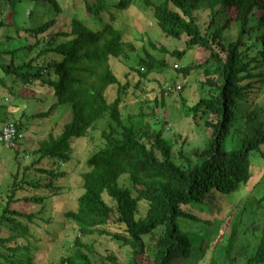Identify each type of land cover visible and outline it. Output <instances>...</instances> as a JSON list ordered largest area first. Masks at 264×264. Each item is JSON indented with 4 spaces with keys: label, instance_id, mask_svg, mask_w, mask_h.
<instances>
[{
    "label": "trees",
    "instance_id": "obj_1",
    "mask_svg": "<svg viewBox=\"0 0 264 264\" xmlns=\"http://www.w3.org/2000/svg\"><path fill=\"white\" fill-rule=\"evenodd\" d=\"M0 1H6L10 8L9 20H0V26L7 25L9 29L1 35L6 41L22 43L10 47L6 46L7 42H0V87L10 81L11 93H16L14 89L18 85L26 89L22 93L24 101L49 103L48 109L38 116H47L57 105H68L70 110V118L62 124L60 132H50L38 141L31 163L24 167L23 177L10 188L4 213L29 219L36 216L33 212L14 209L10 204L20 199L44 202L47 195L40 196L36 192L53 187L54 180L65 174L61 165L70 163L72 139L85 136L105 120L101 130L103 143L87 157V170L81 173L82 192L77 198V208L65 211L64 217L76 224L79 234H106L132 248L133 255L127 262L106 256L111 264H140L135 255L144 250L143 237L146 235L149 236L146 245L152 246V260L148 264H174L179 258L188 260L197 248L203 249L197 264L208 261L218 264L214 252L209 253L223 241L209 245L215 240L212 234L217 228L213 226L214 218L208 219L205 215L218 212L220 207L215 206L216 200L249 181L252 166L257 167L260 162L264 166V105L251 101V106H241L250 101L254 89L258 96L264 90V0H159L157 3L143 0L145 6H152L154 22L164 35L174 39L187 37L186 46L172 50L170 55L179 60L189 47L196 46L208 51L201 62L177 69L189 75L201 68L205 75L202 84L210 89L209 94L199 97L193 104L183 101L187 116L195 124L202 123L209 133L203 148L194 150L198 157L195 162L180 146L184 139H180L178 151L182 161L175 159V142L164 136L163 126L167 120H163L159 128L146 121L143 130L125 122L121 105L129 80L124 82L109 63L111 57H126V47L134 49L132 43L124 40L121 29L105 23L94 30L71 16L67 28L51 33L57 15L65 11L59 0H42L51 5L55 16L41 25L27 28L25 22L29 21L33 6L40 0ZM134 1L119 0L115 7L128 8ZM85 6L100 19V12L108 8L107 2L102 0H96L95 4L85 0ZM205 9L210 19L203 31L193 12ZM258 12L262 13L258 15ZM232 23L239 28L238 35L224 44L222 32ZM22 33H30L35 41L27 43L25 38L17 39ZM32 49H38L35 56L15 64L18 51ZM160 50L169 52L164 47ZM6 56H9L8 61H5ZM138 64L143 69L133 68L138 73L137 87L149 74L163 70L168 63L166 57L156 58L146 52L144 57L138 58ZM180 83L171 85L175 87ZM167 87L162 88V95L158 97L163 106L165 97L171 92ZM21 113L16 120H8L15 124L18 132L15 145L9 147L16 155L21 148L26 149L21 140L24 111ZM44 160L52 161L54 167L42 166ZM28 171L35 177L31 182L26 179ZM123 175L127 176L130 186L120 184ZM23 182L30 183L34 193L16 197L18 189L25 188ZM104 194L111 201H107ZM140 202L147 203L143 216H138ZM4 213L3 219L21 228L19 222ZM239 221L233 223L223 245L229 264H233L231 253ZM107 225H115L122 231H109L105 228ZM209 225L214 228L210 230ZM1 229L0 226V247L8 253L0 251V264L6 261L32 264V255L25 254L26 259L16 256L24 253L18 243H24L26 248L31 246L27 228L22 227V235L3 233ZM260 229L259 242L251 252L247 246L240 248L239 253L246 258L245 264H264V222ZM74 244L84 245L80 238H75ZM62 262L97 264L81 249L73 251Z\"/></svg>",
    "mask_w": 264,
    "mask_h": 264
},
{
    "label": "rangeland",
    "instance_id": "obj_2",
    "mask_svg": "<svg viewBox=\"0 0 264 264\" xmlns=\"http://www.w3.org/2000/svg\"><path fill=\"white\" fill-rule=\"evenodd\" d=\"M86 1L90 4L96 3V0ZM102 1L107 2L108 8L100 12V19L90 11H87L85 0H59L61 7L65 11L57 15V22L51 29V33L52 31L67 28L65 26L71 16H76L81 19L87 27L94 30L105 23H111L121 29L124 40L132 43L134 49L131 50L126 47V57H111L109 63L115 74L121 76L124 82L129 80V85L123 94L121 105L125 122L132 123L137 129L143 130L146 121H150L153 127L159 128L162 121L167 120L163 126L164 136L171 138L175 142L173 146L175 159L178 162L182 161L178 155L181 146L187 156L194 162L197 161L198 157L195 155L194 150L203 148V144L209 133H207L202 123L195 124L187 116L184 111L183 101L185 100L187 104H193L199 97L209 94L208 91L210 89L208 86L202 84L205 75L201 68L193 70L189 75H184L178 72L179 70L177 71V69L190 63L194 65L196 62H201L208 55V51L197 46L189 47L186 54L177 60L170 55V52L177 48H184L187 37L185 38L183 35L180 39H174L164 35L154 22L152 6H145L143 0H135L128 8L119 9L115 7V3L119 0ZM152 1L157 3L159 0ZM5 2L0 1V20H6L7 22L9 20L10 8ZM261 13L258 12V15ZM193 14L197 17V21L204 31L210 19L208 10H197ZM53 16L55 15L51 5L40 0L33 6L32 14L30 15L29 21L25 22V26L29 28L41 25ZM8 29L7 25L0 26V42H7L6 46L10 47H16L18 44L22 45L21 41H19L20 43L6 41L5 37L1 35V32L4 30L8 31ZM238 29L235 23L230 24L222 32V42L227 44L228 41L234 40L238 35ZM14 33L12 31V34ZM22 34L17 39L25 38L27 43L33 42L35 39L30 33ZM43 35H47V32ZM213 45L217 48L215 44ZM160 47L167 48L169 52L161 51ZM37 52L38 49L18 51L15 57V64H20L24 60L28 61ZM146 52H149L156 58L166 57L168 64L163 70L149 74L147 79H143L137 87L135 83L138 79V73L133 68L143 69L138 64V58L144 57ZM8 59L9 56H6L5 61H8ZM173 82H181L180 85L183 84L184 86L178 90L174 89L171 91L165 97L163 106L162 100L158 97L162 95V88L172 86L171 84ZM10 85L11 82L8 81L4 87H0V129L5 125L6 121L16 120L22 114L21 112L24 111V115L21 118L24 121L23 138L21 140L23 143L22 146L26 149L21 148L20 153L16 155L14 149L0 142V226L2 228L1 232L18 235L23 234L24 230L22 227L25 226L28 231L26 233L28 241L29 243L31 242L29 250V247L26 248L24 243H18L24 253L15 252L17 254L21 253L16 256L26 259L25 254L32 255V264H63V258L69 256L76 249H81L88 255L92 262L97 264H111L106 258L109 255L115 256L122 262H127L133 255L132 248L129 245L119 244L111 236L106 234H79L76 224L63 215L65 211L75 210L77 208V198L82 192L81 173L85 169L87 170L85 163L87 157L103 143L101 130L105 125V120H101L100 126L91 129L85 136L72 139V157L70 163L61 165L65 174L58 177L56 181L54 180L53 187L48 189L44 188L36 192L40 196L47 195L44 202L34 203L20 199L10 204V207L14 209L22 212H33L36 216L29 219L27 216L14 215L13 217L9 213H4L10 188L14 182L23 177L22 172L24 171V167L31 163L33 152L38 146V141L46 138L50 132L54 134L60 132L62 124L70 118L68 105H57L47 116H38V113L48 109L49 103H30L24 101L22 93L26 89L24 87H18V85L14 89L16 93L13 94L9 90ZM17 95L19 96L17 97ZM249 97L250 101L243 102L241 105L242 108L251 106L252 102H259L264 105V90L258 96L257 89H254ZM240 127L241 124L238 125V128ZM180 139H184L181 145ZM44 161L45 165L43 164L42 166L46 167V164H48L49 167H54L52 161ZM261 165L263 163L261 164L260 162L258 166L256 165L257 167H251L252 175L245 185H242L235 192L226 194V197L221 196L216 200L217 203L215 206L220 207L218 212L205 215L208 219L214 218L213 226L216 225L217 228L212 234V238L215 240L211 243L209 242V245L214 246L217 242L223 241L209 253L213 254L214 252L213 255L216 256L218 264H229L228 259L225 258L223 245H225L226 237L231 232L233 223L237 220L239 221V216H241V220L238 222L239 227L236 230L231 253L233 264H245L246 258L239 253L242 245L247 246L250 250L249 252H251L253 247L259 242L261 236L260 228L264 222V192L262 193L264 189V168L262 167L264 166ZM27 173L26 179L28 182L35 179L32 172L28 171ZM119 182L121 185L130 186L126 175L121 176ZM28 184L23 182L25 188L22 190L18 189L16 197L34 193V190ZM104 197L107 201H111L105 194ZM219 202L221 203L220 205ZM146 208L147 203L140 202L138 205V216H143ZM39 211L41 213H38ZM3 213L4 216L13 217V220L21 224V228L3 219L1 217ZM213 226L209 225L210 230L214 228ZM105 228L112 232L122 231V228H116L115 225H107ZM156 232L159 233L160 229H157ZM75 238H80L84 245L82 247L81 245H75ZM148 240V235L143 237V243L145 245L142 247L144 250L135 255V259L140 264H148L152 260V249L150 248L152 246L149 247L146 245ZM206 241L207 239H205V243ZM0 251L6 254L8 253L2 247H0ZM202 253L203 249L200 250L197 248L193 251L191 258L188 260L179 258L174 264H197V260ZM0 259L2 258L0 257ZM6 264L13 263L6 261ZM205 264H209V261Z\"/></svg>",
    "mask_w": 264,
    "mask_h": 264
},
{
    "label": "built area",
    "instance_id": "obj_3",
    "mask_svg": "<svg viewBox=\"0 0 264 264\" xmlns=\"http://www.w3.org/2000/svg\"><path fill=\"white\" fill-rule=\"evenodd\" d=\"M177 87V88H176ZM180 84L175 87L168 86L167 91H173L178 89ZM160 96V95H159ZM18 132L15 124L11 121H6L5 125L0 129V142L6 144L7 146H14L17 140Z\"/></svg>",
    "mask_w": 264,
    "mask_h": 264
}]
</instances>
